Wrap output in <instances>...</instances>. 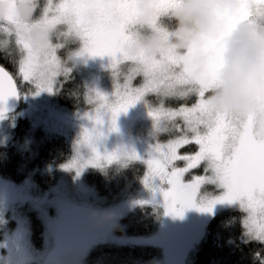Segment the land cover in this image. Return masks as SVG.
I'll list each match as a JSON object with an SVG mask.
<instances>
[{
    "label": "rangeland",
    "instance_id": "obj_1",
    "mask_svg": "<svg viewBox=\"0 0 264 264\" xmlns=\"http://www.w3.org/2000/svg\"><path fill=\"white\" fill-rule=\"evenodd\" d=\"M47 0H41V5ZM70 2V0H52L54 5ZM105 2V0H102ZM42 12L38 9L37 16ZM52 13H49L51 18ZM56 29L66 31L65 24H57ZM17 49L22 45H16V37L13 35ZM55 38V39H54ZM57 36L53 37V45L62 43ZM79 47V41H70L62 50L56 49V56L68 48ZM26 55V53L24 54ZM23 56H21V59ZM159 59V58H158ZM111 58L108 56H89L85 54L83 59L71 67V72L79 73L83 78V105L75 111H69L58 105L56 92L60 86L63 75L56 78L53 92L38 91L33 81H24L20 76L21 83L29 84L28 94H22V108L15 114L0 117V146L14 145L22 152H32L33 147L42 137L43 139L52 134L64 136L72 150L71 159L57 169L59 178L57 182L47 189L37 188L32 179L33 172L19 183L0 177V264H81L84 257L94 246L98 244L117 245H153L160 250L155 264H189L193 251L201 241L207 222L220 209L233 207L241 210L239 202L216 203L211 212L198 210L201 198L204 196L218 197L226 189L216 185H200L195 199L196 207L187 208L182 215L172 214L166 211V202L159 188L168 189L166 180L159 177L149 188L144 183V177L148 172V166L144 163L152 154L156 143L167 145L168 142L178 135H173L174 129L156 132L154 121L148 114V105L158 108L164 97H158L155 92H149L144 100L138 101L126 112H121L116 118V130L112 126V113L102 109L99 113L100 122L89 119L95 118L96 109L101 102L96 100V90L109 97V103H115L114 84L124 85L127 76L131 75L129 87L135 89L145 83L143 72L130 73L135 67L132 60H124L110 66ZM118 73L114 78L113 73ZM68 74V75H69ZM209 93H205V97ZM169 99V98H168ZM175 99V98H170ZM199 97L194 98V104ZM183 126V120L176 119ZM20 133L16 129L18 122ZM167 123L163 118L161 124ZM85 130L91 136V146L82 143ZM201 131H204L201 126ZM191 135V134H189ZM31 145L33 147H31ZM194 148V154L198 146L189 144ZM189 145L182 146L177 150L178 155H185L182 150ZM101 156L115 154L118 159L111 164L101 161L103 167L86 165L77 174L76 168H66L65 165L79 158L87 161L94 155L92 148ZM135 152L141 159L129 160L131 153ZM133 162H140L144 166V174L139 182L137 191L118 203H108L101 198L93 187L84 181V174L89 169H107L112 166H126ZM186 162L183 160L173 161L168 167L183 168ZM204 162L200 166L190 169L183 175L184 183H191L197 176L205 175ZM155 189V190H153ZM141 205H149L153 208L157 226L154 233L147 236H118L115 234V223L127 212ZM242 211V210H241ZM244 212V211H243ZM245 218L247 213L244 212ZM35 216L41 223V239L38 246L33 243L31 216ZM96 221L102 227L97 233L86 235L81 226L76 222ZM246 230V229H245ZM247 238H251L246 234ZM253 239V238H252ZM257 240V239H256Z\"/></svg>",
    "mask_w": 264,
    "mask_h": 264
},
{
    "label": "snow or ice",
    "instance_id": "obj_2",
    "mask_svg": "<svg viewBox=\"0 0 264 264\" xmlns=\"http://www.w3.org/2000/svg\"><path fill=\"white\" fill-rule=\"evenodd\" d=\"M173 2L174 0H156V11L158 13L166 11ZM249 2L264 5V0H249ZM133 4L134 0H115L114 6L120 11L121 21L119 24L112 25L108 22L106 9L113 5H106L102 0H70V2L56 5L52 3V0H47L42 7L40 23L49 28H55L57 24H66L68 31L58 33V38H61L63 42L50 45L41 59L24 41L23 27L18 25L15 31V43L22 45L26 53L18 61V74L24 81H33L38 91L53 92L56 78L61 75L67 77L69 74L68 69L61 67L60 59L55 54L56 49L76 37L83 43L82 53L89 56H108L111 58L112 68L124 60L134 61L136 66L129 71L133 74L143 72L145 83L142 87L135 89L129 87L131 75L126 77L123 86L118 82L115 83V92L112 94L115 97L113 104L109 103L107 95L99 91L88 92L89 102L93 92L96 100L101 102L100 107L96 109L95 118L89 116V119L99 123L100 111L107 109L112 113L113 130H116V118L119 113L126 112L129 107L144 100L149 92H155L158 97L176 100H185L193 94L198 96L199 100L193 106L181 105L176 109L165 108L163 100L160 101L158 108H153L144 100L148 114L154 121L156 132L174 129L180 133L167 145L155 144L152 154L144 161L148 166L144 183L147 187L153 188L157 177L162 181L166 180L168 189L161 187L159 190L166 202V211L176 215H182L187 208L196 207L195 199L200 185L210 184L224 188L226 191L218 197H202L198 210L211 212L216 203L239 202L241 210L247 213L243 221L246 234L264 242V142L256 140L253 136L250 119L244 121L229 118L212 111L205 93L214 84L215 72L220 67L218 63L210 64L206 74L193 80L189 69V61L194 54L191 49L187 55L178 56L171 48H165L162 49L159 59L145 58L142 54L129 58L122 54L123 45L128 39V26L136 16ZM89 11H94L99 17V22L92 27L84 22V16ZM50 12L51 18H49ZM6 20L9 25L13 23L10 14ZM0 29L4 33L11 34L9 28L3 24H0ZM162 38H166V34H163ZM210 47L211 45L203 50L207 51ZM0 57L14 65L17 63L12 47L0 49ZM113 76L118 77V73L114 72ZM194 84L198 87H193ZM19 94L13 75L0 66V117L4 112L2 105L9 97ZM162 118L167 123L161 124ZM177 118L183 120L182 127L175 123ZM201 126L204 131H201ZM91 141V134L85 130L82 143L91 146ZM189 144L197 145L198 151L194 154H177L179 148ZM92 151L94 155L91 159L81 161L77 158L65 167L76 168L79 174L86 165L103 167L101 161L111 164L118 159L114 153L101 156L94 147ZM128 159L140 160L141 158L133 152ZM176 160L185 161L186 166L172 167L169 172L168 167ZM201 162L205 164V175L195 177L191 183H184V173L200 166Z\"/></svg>",
    "mask_w": 264,
    "mask_h": 264
},
{
    "label": "clouds",
    "instance_id": "obj_3",
    "mask_svg": "<svg viewBox=\"0 0 264 264\" xmlns=\"http://www.w3.org/2000/svg\"><path fill=\"white\" fill-rule=\"evenodd\" d=\"M156 0H134V21L128 26V39L122 54L129 58L143 55L159 58L162 49L171 48L178 56L193 50L189 69L193 80L206 74L212 63L220 67L215 72L214 84L206 99L214 113L229 118L251 120V131L256 140L264 142V5L249 0H174L166 11L157 12ZM108 22L119 24L121 14L114 0L104 2ZM41 0H0V24L11 34L0 29V49L11 47L17 26H22V37L32 52L43 59L53 37L59 31L40 23ZM9 14L13 23L8 24ZM163 18V19H162ZM87 26H95L99 17L94 11L84 16ZM66 25V24H65ZM68 31V25H66ZM166 34V38H162ZM68 48L60 59L61 67L71 71L72 65L83 59V43ZM211 45L207 51V46ZM66 44L61 45L64 49ZM23 56V47L17 50ZM198 87V85H192ZM182 91V90H181Z\"/></svg>",
    "mask_w": 264,
    "mask_h": 264
},
{
    "label": "trees",
    "instance_id": "obj_4",
    "mask_svg": "<svg viewBox=\"0 0 264 264\" xmlns=\"http://www.w3.org/2000/svg\"><path fill=\"white\" fill-rule=\"evenodd\" d=\"M12 40V50L15 52L17 63L14 65L0 57L3 66L13 78L20 92L28 94L29 84L21 83L18 74L19 59L17 48ZM66 51H62V59ZM70 66V65H69ZM83 78L77 72H71L60 80L56 92L59 106L69 111H75L83 105ZM195 94L185 100L165 98V108L176 109L181 105H194ZM22 101V99H21ZM20 104V110L22 108ZM177 120L175 123L177 124ZM180 125V122L178 123ZM18 122L16 129L20 133ZM173 135L180 134L173 130ZM32 152H22L14 145L0 146V177L19 183L33 172L32 179L37 188L42 190L54 185L59 174L57 169L72 157V150L67 139L59 134L40 138ZM183 153H192L194 148L187 146ZM144 174V166L133 162L126 166H112L107 169H89L84 174V181L94 188L97 194L108 203H118L134 194ZM245 214L233 208H220L207 222L204 235L196 246L189 264H264V242L247 238L243 227ZM33 243L38 246L41 239V223L31 216ZM157 226L156 214L149 205H141L127 212L115 223V234L118 236H147L154 233ZM160 250L153 245H117L98 244L94 246L82 260L81 264H155Z\"/></svg>",
    "mask_w": 264,
    "mask_h": 264
},
{
    "label": "water",
    "instance_id": "obj_5",
    "mask_svg": "<svg viewBox=\"0 0 264 264\" xmlns=\"http://www.w3.org/2000/svg\"><path fill=\"white\" fill-rule=\"evenodd\" d=\"M1 66V65H0ZM6 70V69H5ZM7 71V70H6ZM14 79V78H13ZM15 82V80H14ZM15 85L18 90V86L15 82ZM19 91V90H18ZM21 99L20 94L18 96L9 97L4 105H2L4 112L3 116L5 115H12L17 112V110L20 108ZM81 227L86 235L92 234L96 231V227L89 221H85L81 224Z\"/></svg>",
    "mask_w": 264,
    "mask_h": 264
},
{
    "label": "flooded vegetation",
    "instance_id": "obj_6",
    "mask_svg": "<svg viewBox=\"0 0 264 264\" xmlns=\"http://www.w3.org/2000/svg\"><path fill=\"white\" fill-rule=\"evenodd\" d=\"M105 2H108V0H105ZM114 2H115V0H114ZM163 19V18H162ZM55 39V38H54ZM58 50H62L61 48H58ZM224 202H226V201H224ZM87 221H89V220H87ZM85 222V221H84ZM89 222H91V221H89ZM83 222H81V221H78V222H76V224H78L79 226H81V224H82ZM97 229H96V231L94 232V233H97L98 231H100V230H102V227H101V225L99 224V223H97L96 221H94V222H91Z\"/></svg>",
    "mask_w": 264,
    "mask_h": 264
}]
</instances>
